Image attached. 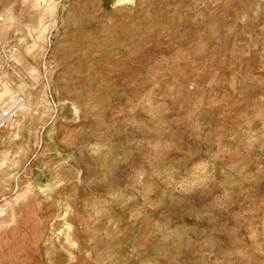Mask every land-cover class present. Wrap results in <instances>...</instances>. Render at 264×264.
Here are the masks:
<instances>
[{"label": "rangeland", "instance_id": "374dc122", "mask_svg": "<svg viewBox=\"0 0 264 264\" xmlns=\"http://www.w3.org/2000/svg\"><path fill=\"white\" fill-rule=\"evenodd\" d=\"M0 264H264V0H0Z\"/></svg>", "mask_w": 264, "mask_h": 264}, {"label": "built area", "instance_id": "2783aa9c", "mask_svg": "<svg viewBox=\"0 0 264 264\" xmlns=\"http://www.w3.org/2000/svg\"><path fill=\"white\" fill-rule=\"evenodd\" d=\"M4 115H7V112H6V111H3V112L1 113V116H4Z\"/></svg>", "mask_w": 264, "mask_h": 264}]
</instances>
